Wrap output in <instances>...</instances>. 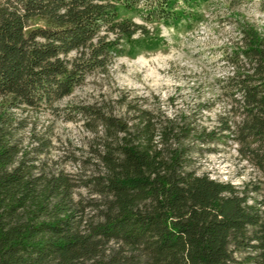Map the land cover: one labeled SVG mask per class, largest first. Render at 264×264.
<instances>
[{
    "label": "trees",
    "instance_id": "obj_1",
    "mask_svg": "<svg viewBox=\"0 0 264 264\" xmlns=\"http://www.w3.org/2000/svg\"><path fill=\"white\" fill-rule=\"evenodd\" d=\"M208 1L0 0V264H235L247 250L264 264L261 207L193 168V151L222 138L214 129L128 98L125 115L69 106L68 120L81 116L93 133L100 166L80 181L37 165L10 111L59 112L58 102L88 75L108 74L116 58L166 49L162 27H193ZM239 30L223 79L239 120L221 130L264 173V33L246 20ZM82 184L98 199L77 200Z\"/></svg>",
    "mask_w": 264,
    "mask_h": 264
},
{
    "label": "rangeland",
    "instance_id": "obj_2",
    "mask_svg": "<svg viewBox=\"0 0 264 264\" xmlns=\"http://www.w3.org/2000/svg\"><path fill=\"white\" fill-rule=\"evenodd\" d=\"M203 13L204 20L191 28L163 26L162 35L169 45L166 49L135 59L118 57L108 74L88 75L71 95L57 103L59 112L29 107L10 110L22 148L36 157L37 165L65 170L84 181L100 169L93 153L96 141L81 116L68 120V107L93 104L125 115L120 102L128 98L194 127L214 129L222 138L193 151V168L245 191L264 214L263 171L236 134L221 130L226 121L234 124L239 120L223 88L230 70L226 56L241 42V21L252 22L264 33V0H210ZM35 147L45 150L38 153ZM75 197L83 204L98 199L84 184L76 188ZM252 255V250L238 252L235 264H257L249 260Z\"/></svg>",
    "mask_w": 264,
    "mask_h": 264
}]
</instances>
